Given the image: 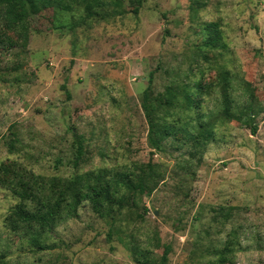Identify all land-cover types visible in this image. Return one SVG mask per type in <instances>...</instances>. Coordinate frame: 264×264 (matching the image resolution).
<instances>
[{"label":"rangeland","instance_id":"374dc122","mask_svg":"<svg viewBox=\"0 0 264 264\" xmlns=\"http://www.w3.org/2000/svg\"><path fill=\"white\" fill-rule=\"evenodd\" d=\"M104 2L91 18L79 5L51 8L27 39L8 43L0 26V167L70 178L151 163L153 191L116 216L112 234L84 204L51 234L53 248L37 250L5 225L20 200L0 183L3 263L137 264L140 252L158 264L169 246L166 264H205L230 243L225 264H264V0ZM225 69L238 120L223 112ZM152 72L159 98L202 88L195 107L163 115L175 135L159 151L142 108ZM204 127L196 150L189 139Z\"/></svg>","mask_w":264,"mask_h":264},{"label":"trees","instance_id":"16d2710c","mask_svg":"<svg viewBox=\"0 0 264 264\" xmlns=\"http://www.w3.org/2000/svg\"><path fill=\"white\" fill-rule=\"evenodd\" d=\"M104 3V0H0V26L9 43L10 35L13 34L21 37V40L27 39L32 28L31 19L41 16V13L51 8L69 13L75 5H79L85 9V16L91 18L99 15L100 11L95 8L102 7ZM135 11L138 13L137 8ZM78 23L79 21H76L72 27ZM1 41L4 42L2 39ZM153 77L152 72L143 94L142 108L149 126V143L155 151H159L162 141L172 134L175 135L174 127L162 126L159 123L163 115L171 116V113L176 111L180 113L195 107L197 92L202 88L199 84L190 92L189 86L183 88L172 86L166 89L163 98H159L154 95ZM221 77L225 84L223 99L227 104L223 112L226 117L238 120L240 119L238 116H231L233 113L230 112L225 83L231 74L225 69L221 72ZM207 130L204 127L189 139L196 150L206 147L207 139H204L203 134ZM77 153L80 156L82 150L77 149ZM153 168L151 163L138 167V173L125 172L117 168L111 170L100 168L64 178L36 174L18 163L3 164L0 167V183L7 186L20 200L6 216L5 225L37 250L51 249L53 246L48 244V239L55 229L77 218L84 204H89L100 218L107 221L112 234L116 216H121L127 208H137V202L142 201L153 191L149 183ZM147 212L148 209L145 208L144 212H137L136 217L145 219ZM230 246L229 243L220 250L216 249L215 259L205 264H225V260L232 252ZM164 248V254L158 264L167 263L171 248L169 246ZM134 259L137 264H151L155 261H151L152 255H142L140 252H136ZM3 260L4 256L0 254V264H4Z\"/></svg>","mask_w":264,"mask_h":264}]
</instances>
